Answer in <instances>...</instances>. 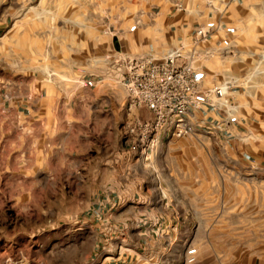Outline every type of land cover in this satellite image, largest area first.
<instances>
[{
	"label": "crops",
	"instance_id": "crops-1",
	"mask_svg": "<svg viewBox=\"0 0 264 264\" xmlns=\"http://www.w3.org/2000/svg\"><path fill=\"white\" fill-rule=\"evenodd\" d=\"M118 4L115 0L112 7ZM121 4L140 14L125 21L124 58L161 56L191 44L195 26L206 27L210 37L197 46L201 54L196 66L206 87H225L230 108L199 112L191 119L196 133L165 140L149 163L136 139L125 141V91L122 74L113 65L119 51H110V65L103 64V49L112 43L103 38L96 19L78 18L70 28L71 19L63 18L60 39L55 40L53 24L33 16L36 0H0V41L6 47L12 41L26 43L33 33L44 34L35 51L22 50L20 56L46 60L37 93L2 87L0 76V121L46 123L47 169L65 170L73 152L81 156L84 184L94 187L90 199L104 211L98 215L108 219L107 230L121 234L103 241L94 264H183L173 252L195 215L189 203L207 201L192 192L213 185L214 156L223 170L244 175L245 181H264V0ZM2 55L15 53L0 50ZM73 75L79 82H70ZM139 114L153 116L147 108ZM219 121L224 130L208 128ZM0 130V138L21 137ZM239 264H264V252L255 250Z\"/></svg>",
	"mask_w": 264,
	"mask_h": 264
},
{
	"label": "rangeland",
	"instance_id": "rangeland-1",
	"mask_svg": "<svg viewBox=\"0 0 264 264\" xmlns=\"http://www.w3.org/2000/svg\"><path fill=\"white\" fill-rule=\"evenodd\" d=\"M116 1L117 9L112 7L115 0H36L38 9L33 16L39 23L53 24L55 40L60 39L63 18L71 19L70 28L76 27L73 21L78 18H95L103 38L112 43L103 49L102 62L110 65V51L118 50L113 64L117 69L127 52L125 21L136 20L140 14L121 4L126 0ZM42 36L36 32L26 43L12 41L6 47L0 41V50L15 53L0 56L2 87L37 93L46 60L20 54L35 51L37 38ZM54 61L61 62V58ZM70 82L79 80L73 75ZM126 122L125 115L124 135ZM1 128L21 137L0 138V264H94L103 241L121 234L107 230L111 224L98 215L104 211L90 199L94 187L84 184L81 156L73 152L65 170L47 169L46 123L6 118V122L0 121ZM214 160L213 185L192 192L207 196V201L189 203L195 215L190 218L189 231L179 234L183 241L173 252L176 258H183V264L184 253L191 246L198 252L195 264H239L255 250L264 252V181H245L244 175L220 168L216 156Z\"/></svg>",
	"mask_w": 264,
	"mask_h": 264
},
{
	"label": "built area",
	"instance_id": "built-area-1",
	"mask_svg": "<svg viewBox=\"0 0 264 264\" xmlns=\"http://www.w3.org/2000/svg\"><path fill=\"white\" fill-rule=\"evenodd\" d=\"M210 37L202 25L194 27L191 44L169 50L161 56L125 57L118 69L125 91V141L136 139L141 157L152 162L156 149L165 141L194 135L191 119L208 108L222 110L228 106L223 85L206 87L196 62L197 46ZM147 108L152 117L142 118L139 111ZM221 121L210 130H224ZM160 191L162 186L159 184ZM197 248L189 247L186 262L195 263Z\"/></svg>",
	"mask_w": 264,
	"mask_h": 264
}]
</instances>
